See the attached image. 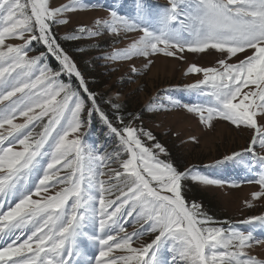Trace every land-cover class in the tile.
I'll return each instance as SVG.
<instances>
[{
  "label": "snow or ice",
  "instance_id": "snow-or-ice-1",
  "mask_svg": "<svg viewBox=\"0 0 264 264\" xmlns=\"http://www.w3.org/2000/svg\"><path fill=\"white\" fill-rule=\"evenodd\" d=\"M89 7L94 6L85 0L59 6L49 0H0V264H264L248 254L264 241L232 225L209 226L213 221L201 206L184 198L183 182L189 178L216 186L228 181L194 168L180 171L162 160L166 148L152 131L136 126L139 114H120L118 93L108 100L114 119L100 106L53 31L56 24L70 23L67 13ZM95 25L81 24L64 38L95 37L102 29L117 36L122 30L140 33L128 48L105 59L214 55L212 66L188 64L185 74L201 77L184 86L196 99L177 100L174 107L195 114L205 127L219 118L251 129L244 151L255 155L257 144L264 151V0H167L165 5L135 0L134 14L113 10L110 19L98 18ZM34 41L46 51L29 55ZM49 55L59 70L46 62ZM151 63L148 59L145 68ZM65 74L76 78L75 87L61 79ZM94 114L118 140L114 153L86 146L83 130ZM38 123L43 127L34 134ZM241 155L233 152L215 165ZM257 159L264 166V156ZM255 183L259 191L253 199H264V172ZM141 220L144 225L127 231L129 223ZM253 221L264 222V215L245 223ZM145 225L154 238L135 247ZM165 251L172 253L170 260L162 258Z\"/></svg>",
  "mask_w": 264,
  "mask_h": 264
},
{
  "label": "rangeland",
  "instance_id": "rangeland-1",
  "mask_svg": "<svg viewBox=\"0 0 264 264\" xmlns=\"http://www.w3.org/2000/svg\"><path fill=\"white\" fill-rule=\"evenodd\" d=\"M68 2L69 0H49L54 6ZM146 2L150 5H165L167 0H146ZM85 3L94 7L67 13L65 18L69 19L70 23L56 24L53 26V31L61 46L89 81L90 90L97 93L98 99L105 104L108 103L109 98L116 100L118 93L117 102L121 105V115L127 117L128 113L139 114L140 118L135 121L136 126L152 131L157 141L166 148V153L160 155L162 160L170 161L180 171L194 168L202 175L229 182L224 186L203 185L190 178L183 182L184 198L189 204L195 202L201 206L203 213L213 221L209 226L228 229L229 225H232L239 231H251L257 240L264 241V222L245 223L250 217L264 215V199L252 197L253 192L259 191V185L255 180L264 172V166L257 159L258 156H264V151H261L259 144L255 147V155L244 151L248 148L254 131L243 126L237 128L219 118L213 119L212 127H205L195 114L174 107V102L177 100L186 103L196 99L194 95L184 90V86L201 77L197 74L186 75L188 64L212 66L215 63V56L186 52L184 60L168 57L163 53L152 54L148 58L137 55L130 59H105L104 57H111L115 49L128 48L139 38L140 33L122 30L117 36L102 29L95 37L84 35L76 40L64 37L81 24L96 27L95 21L98 18L110 19V11L113 10L121 16L134 14L135 0H85ZM8 42L21 41L9 38ZM44 51L46 49L43 44L34 41L29 55H37ZM49 58L57 66L54 69L59 70V62L49 55L46 59L48 64ZM148 59H151L152 63L145 68ZM133 67L136 68V72L132 71ZM61 79L65 83H72L66 74L62 75ZM73 86L75 87L74 84ZM105 104L102 106L104 107ZM107 110H113L111 105ZM98 118L96 114V120ZM84 119L87 120L86 113ZM93 122L92 116L90 127L86 126L83 130L86 146H95L102 152L108 153L117 151L118 140L115 139L118 143H113L108 134L98 130L97 127H92ZM42 127L43 124L38 123L32 131L35 134ZM192 136L197 137V141L190 140L189 137ZM147 143L150 146L152 142ZM233 152L242 155L234 161L215 165V161L222 160L224 156ZM122 158L127 157L122 153ZM111 166L118 167V163H113ZM233 181L238 186H230ZM194 192L203 199H193ZM204 201H208L211 205H207ZM141 225H144L142 220L129 223L127 231L131 232L133 228H140ZM153 238L154 234L147 231L145 225L143 234L137 238L134 246L148 244ZM248 254L257 260H264V245L253 244L248 249ZM171 256V252L165 251L162 258L170 260Z\"/></svg>",
  "mask_w": 264,
  "mask_h": 264
},
{
  "label": "trees",
  "instance_id": "trees-1",
  "mask_svg": "<svg viewBox=\"0 0 264 264\" xmlns=\"http://www.w3.org/2000/svg\"><path fill=\"white\" fill-rule=\"evenodd\" d=\"M41 51V50H40ZM48 62H49V65L52 67V68H57V66H55V64H54V61L52 60V59H48ZM71 81H72V83L76 86L77 85V80H76V78H74V76L71 78ZM98 101L100 102V106L103 108V110L105 111V113L109 116V118H112V119H114V116H115V113H114V111L112 110V111H108L107 110V107L109 106L110 107V104L109 103H104V102H101L99 99H98ZM103 104H105V106L103 107L102 105ZM124 104V103H123ZM107 110V111H106ZM120 114H121V111H120ZM93 118H94V122H93V125H92V127L94 128V127H97L98 128V130L100 129V131H102V132H104V133H106V134H108V129L106 128V126L102 123V121L98 118L97 120H96V114H94L93 115ZM115 123H116V121H114ZM109 138H110V140L113 142V143H118L116 140H115V138L114 137H110L109 136ZM192 196H193V199H203V197H200L196 192H194L193 194H192ZM207 205H211L208 201H204ZM212 207V206H211Z\"/></svg>",
  "mask_w": 264,
  "mask_h": 264
}]
</instances>
